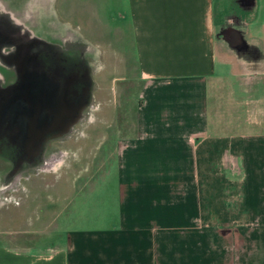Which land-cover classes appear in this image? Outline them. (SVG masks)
Segmentation results:
<instances>
[{"label":"crops","instance_id":"1","mask_svg":"<svg viewBox=\"0 0 264 264\" xmlns=\"http://www.w3.org/2000/svg\"><path fill=\"white\" fill-rule=\"evenodd\" d=\"M246 4L111 0L101 12L131 31L143 79L135 133L118 141L102 193L111 204L51 243L0 241V264H264V91L258 72L240 76L264 50L255 36H226L257 29L240 16ZM236 46L251 58L224 74Z\"/></svg>","mask_w":264,"mask_h":264},{"label":"rangeland","instance_id":"2","mask_svg":"<svg viewBox=\"0 0 264 264\" xmlns=\"http://www.w3.org/2000/svg\"><path fill=\"white\" fill-rule=\"evenodd\" d=\"M110 3L0 0V241L10 246L51 243L111 204L102 193L114 182L118 141L135 133L143 79L131 31L117 32L115 15L101 12ZM246 7L240 16L257 29L226 36H255L264 50V0ZM238 17L225 14L227 26ZM229 54L227 75L251 58L238 46ZM263 55L240 76L258 72L264 91ZM232 77L220 81L224 96Z\"/></svg>","mask_w":264,"mask_h":264}]
</instances>
